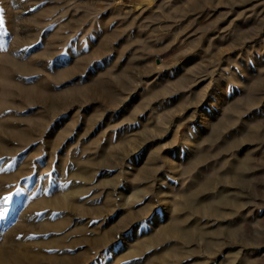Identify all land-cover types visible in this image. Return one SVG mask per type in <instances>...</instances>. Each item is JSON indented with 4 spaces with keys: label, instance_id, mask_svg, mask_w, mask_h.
<instances>
[{
    "label": "rangeland",
    "instance_id": "1",
    "mask_svg": "<svg viewBox=\"0 0 264 264\" xmlns=\"http://www.w3.org/2000/svg\"><path fill=\"white\" fill-rule=\"evenodd\" d=\"M0 8V264H264V0Z\"/></svg>",
    "mask_w": 264,
    "mask_h": 264
},
{
    "label": "snow or ice",
    "instance_id": "2",
    "mask_svg": "<svg viewBox=\"0 0 264 264\" xmlns=\"http://www.w3.org/2000/svg\"><path fill=\"white\" fill-rule=\"evenodd\" d=\"M2 11H4V10L2 8H0V12H2ZM4 23H5L4 17L0 16V28H3ZM9 199H10L9 197H5L4 202L7 203V201ZM7 211H8V209L6 207L0 208V218H2Z\"/></svg>",
    "mask_w": 264,
    "mask_h": 264
},
{
    "label": "bare ground",
    "instance_id": "3",
    "mask_svg": "<svg viewBox=\"0 0 264 264\" xmlns=\"http://www.w3.org/2000/svg\"><path fill=\"white\" fill-rule=\"evenodd\" d=\"M227 171V170H226Z\"/></svg>",
    "mask_w": 264,
    "mask_h": 264
}]
</instances>
